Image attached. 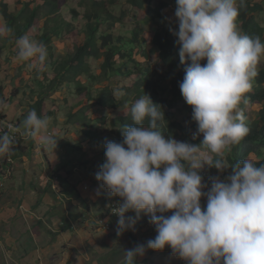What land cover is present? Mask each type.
Listing matches in <instances>:
<instances>
[{"label":"rangeland","instance_id":"1","mask_svg":"<svg viewBox=\"0 0 264 264\" xmlns=\"http://www.w3.org/2000/svg\"><path fill=\"white\" fill-rule=\"evenodd\" d=\"M81 1L59 0L62 5L60 16L64 18L63 20L73 18L72 8L79 11L77 18L73 21V29L77 33L81 31L86 21L84 4L80 5ZM119 1L126 2V0ZM161 1L166 2V0ZM161 1L149 0L150 4L146 7L144 16L133 11L123 13V22L115 26L113 34L128 31L126 36H129L130 30L139 24L142 34L151 36L154 25L146 22L145 18L149 15V6L151 4L155 6ZM195 2L204 7L209 4L207 0H190V4ZM24 3H30L32 8L38 6L41 1L0 0V34L4 35L8 32L6 21L1 15L2 8L7 7L8 13L17 14V10ZM171 4L169 1L167 7L163 9L164 14L167 15L166 25L173 24L180 36V43L186 48H191L187 43L190 37L188 24L186 22L180 27L173 20L177 11L168 9ZM44 8L45 5L41 7L40 12H44L46 10ZM257 16L264 24V10ZM228 32L229 36L225 38V45L229 42L233 28L231 27ZM39 33H35L37 36L31 44H45L44 40L38 37ZM148 36H146L143 50L148 57H143L139 50L134 49L133 58L140 67L143 68L144 65L154 70L155 80H161V83L166 82L170 86L168 76H162L165 73L158 59V48L150 44L151 37ZM216 36L220 37V34ZM14 40L13 38L11 42L14 43ZM57 40L53 37L50 41L52 56H49L48 60L52 62L62 58L67 49L72 48V44L64 38L61 41ZM20 43V40H16L14 44H10L0 37V54L3 53L4 46L8 50H15ZM100 44L98 42V49ZM218 45L221 47L220 43ZM21 50L17 56L23 61L20 57L23 48ZM215 53L218 58L222 55L220 48L215 49ZM194 56L199 58L198 69L211 71L209 57L201 53ZM222 57L225 62L218 61V66L221 69L224 68V74L232 72L234 70L231 65L232 60L226 61V57L224 55ZM12 59L13 65L12 63L8 65L10 75H7L6 70L3 71L0 84L6 82L7 85L14 87V67L16 66L14 63L18 59L15 60V56ZM261 61H264V57ZM32 62L37 65V68L32 73L25 74L27 80H30L31 75H35V78L40 77L37 70L42 66V62H36L34 59ZM89 62L92 66L91 71L100 74L101 57L91 59ZM1 66H4L3 63ZM140 72V69L134 70L133 63H128L122 67L121 71L110 75V78H103L99 82L91 81L94 88L101 91L105 89L108 95L116 99L118 102L116 108L108 107L105 104L106 101L97 103L96 101L87 102L85 99L82 104H79L86 95L83 97L76 91L73 92L69 82L61 83L51 93L42 94V99H45L44 112L52 109L56 113L54 117L47 115L30 126L26 118L34 116L35 112L30 108L25 112L26 118L23 121L21 119L18 128L19 137L23 140L22 144L26 146L25 152L16 154L13 159L11 150L0 149V264H122L126 262L133 264H264V226L262 225L264 215L261 218L249 215L250 209L256 211L258 208H264V176L248 171L234 174L227 161V156L235 150L234 139H230L235 136L232 130L235 128L233 109L230 105L226 107L225 104H219L221 102L217 100V96L229 92L234 98V92L231 88L226 87L220 90L216 86L215 90L218 93L213 96L214 98L210 97L211 95L206 97L204 95L201 98V93L197 91L200 89L198 84L196 89L187 87L184 96L173 100L169 105L172 99L167 87L163 91L157 89L160 93L158 97L164 100L163 111L172 113L173 120L188 126L190 135H187L184 130H179L171 139L167 135H161L158 142L152 143L139 136L141 147L139 150L136 144L124 142L123 137L130 132L126 126L130 123L131 113L141 115L146 111L143 107L146 102L141 103V100H137L133 94ZM237 73L238 76L235 75L237 80L247 78L248 72L238 70ZM3 76L7 77V80ZM210 82H216V78L213 76ZM234 82H236L235 77L231 84L234 85ZM16 85L19 84L16 83ZM23 85L19 86L23 90L22 103L30 105V102H33L31 96H35L30 91L37 88L39 84L25 85L24 89ZM190 96H193L195 100L199 98L207 101L209 105L205 107L210 108V114L216 112L222 116L223 123L219 125L222 131L220 143L207 133V129L212 125L204 126L205 121H198L195 117L192 122H186L189 120L187 108H193V104H196ZM18 97L19 95L16 97L10 95L9 99ZM65 97L66 106L60 104ZM126 97L127 99L122 101V98ZM241 102L244 100L239 101ZM10 103H6L1 110L9 111ZM74 106L75 109L86 107V119L80 123L66 120L68 122L66 124L64 120L66 113ZM239 108L240 120L244 127L257 119L258 103H242ZM20 113L24 112L17 109L8 116L16 120ZM245 114L250 115V118L243 117ZM81 124L84 127L91 125L88 130H94V133L89 138L81 140V143H76ZM194 124L200 128V132L193 126ZM48 131L52 132V136L50 132L47 135ZM198 138L203 141H198ZM29 140L33 142L29 143ZM53 140L57 141L54 145L50 144ZM159 146H162V150L159 151V165L163 167L166 178L156 180L152 177L146 180L137 193L135 175L138 176V173L134 171L135 165H138V170H141L139 162L145 159V154L158 149ZM104 151L114 155L105 159ZM118 151L121 153L118 154ZM262 152L263 156L258 158L264 157V149ZM124 154H132L134 157L126 160ZM251 156L258 159L255 155ZM113 161L117 163V172L108 169L111 168L110 164ZM204 174L214 176L216 193L209 190L203 179ZM62 177L69 178V181L74 184L80 183L78 191L84 201L77 197L75 200L79 206L72 205V199L75 197L70 198V193L61 191L59 181ZM193 180L192 188L190 184ZM250 187L256 188V194L253 195L255 199L251 202L248 201ZM163 189H166L167 195L169 190L174 191L177 208L182 218V229L173 227L172 237L162 240L167 247L166 250L161 249L158 243L162 234L160 221L162 211L157 204L151 206L148 211L144 210L148 206L147 201L149 199L157 201L160 197L157 192ZM135 193L138 195L136 202L132 201L135 211L128 213L122 221L113 220L111 230L101 229L99 221L109 219V215H106V204L117 194L130 203ZM147 194L150 196H146ZM86 201L89 202L87 206ZM88 206L89 211H87ZM194 214L200 217V223L195 231L192 230L194 226L191 220ZM224 217L228 220V224Z\"/></svg>","mask_w":264,"mask_h":264},{"label":"trees","instance_id":"2","mask_svg":"<svg viewBox=\"0 0 264 264\" xmlns=\"http://www.w3.org/2000/svg\"><path fill=\"white\" fill-rule=\"evenodd\" d=\"M40 1L41 3L38 6L32 8L30 3L22 4L21 8L17 10V14H13V12L8 13L7 7L1 10V15L6 21L8 31L4 35L0 34L1 39L10 44H14L16 40H20L21 43L19 47L15 48L17 52L13 49L8 50L4 46V51L0 54V66L2 63L4 65L1 66L0 80L2 79L3 71L6 70L7 75H10L8 65L13 62L12 57L15 56V60L18 59L14 63L16 65L14 67L15 86L7 85L6 82L0 84V121L6 120L19 128L21 119L23 121L26 118L25 112L29 110L28 108L33 109L35 112L34 116L26 118L30 126H33L47 115L54 117L56 115L54 110L51 109L44 112L45 99H42V94L51 93L61 83L69 82H71L73 92L76 91L77 94L83 95V97L86 95V98L84 97L79 104H82L85 99L87 102L96 101L97 103L106 101L105 104L108 107L116 108L118 103L116 99L108 95L107 90L103 89L101 91L94 88L91 81L99 82L103 78H110V75L121 71L124 65L133 63L134 70L140 69L141 71L140 76L137 78L139 81L135 83L133 94H135L137 100H141V103L146 102L147 105H142L146 110L143 114H137L136 118L134 115H131L130 123L126 126L127 129H130V132L123 137L124 142L136 144L138 149L141 150L139 136L144 137L152 143L154 141L158 142L161 135H167L171 139L177 135L179 130H184L187 135H190L188 126H183V124L173 120L174 115L172 113L163 111L164 100L158 97L160 93H158L157 89L163 91L167 87L172 99L169 103L171 105L173 100L183 97L185 89L189 85L196 86L197 84H201L200 89H197L201 93V98L204 95L205 97L211 95L210 97L214 98L213 96H216L218 93L215 90L216 86L220 90L227 87L231 88L234 92V98H232V94L229 92L217 96V100L221 102L219 104H225L226 107L230 105L233 109L235 128H232V130L235 132V136L230 139H234L235 150L227 156V161L233 169L234 174L248 171L264 176V157L258 158V156H263L262 151L264 149V61H262L263 63L261 62V59L264 57V24H262L261 18L257 16L264 10V0H261V2H256V0H207L209 4L206 7L200 6L198 2L190 4V0H166V2L160 0L161 2H158L155 6L152 4L149 6V15L145 18L146 22L154 25L151 36L150 34H148L149 36L145 35V33L143 35L141 25L139 24L130 30L131 35L129 36H126L128 31L113 34L115 26L123 22V13L133 11L144 16L146 7L150 4L149 0H126L125 3H121L119 0H82L80 5L84 4L86 21L81 31H79L81 34L75 32L73 29V21L77 18L79 12L76 8L71 9L72 19L63 20L64 18L60 16L62 5L59 3V0ZM169 1L172 4L168 9L177 11L173 20L180 27L186 22L188 24L190 37L187 43L190 44L189 47L191 48H186L180 43V36L175 31L173 24L170 26L166 25L167 15L164 14L163 9L167 7ZM43 5H45L44 9L46 10L40 12ZM142 22L144 23V21ZM231 27L233 28V32L228 44L225 45V38L229 36L228 30ZM34 30L36 32L33 33ZM38 32H40L38 37L45 42L44 45L38 43L31 44L32 40L37 36L35 33ZM103 32L105 33L104 35L102 34ZM216 34H220V37H217ZM146 36L151 37L150 44L154 48H158V59L165 73L162 76H168L170 86L166 82L161 83V80H155V71L146 68L144 65L143 68L140 67V64L133 58L134 49L139 50L143 57H148V54L143 52L145 48L144 42L147 39ZM53 37H56L57 41H61L64 38L68 43L72 44V48L67 49L66 54L54 62L48 60L49 56H52L50 41ZM13 38L15 39L14 43L13 41L11 42ZM98 42L101 43L99 49L97 48ZM218 43L221 44V47ZM21 48H23V53L20 57L23 61L17 56V53L22 51ZM218 48H220L222 55L226 57V61L232 60L231 65L234 69L232 72L229 71L227 74H224V68L221 69L218 66V61L225 62L222 55L219 58L217 57L215 49ZM40 53H42V56H40ZM200 53L210 58V72L205 69H198L199 58H195L194 55H200ZM99 57H101L102 63L99 68L100 74H96L91 71L92 66L89 61ZM33 59L36 62H42V66L37 70L40 77L35 78V75H31L30 80H27L25 74L32 73L37 68V65L32 62ZM203 65H205L204 62ZM238 70L248 72L247 78L237 80ZM213 76L216 78V82L212 83L210 80H212ZM234 77L236 78V82L233 85L231 82ZM3 78L7 80V77L3 76ZM16 83L19 85L17 86ZM32 84H39L37 88H33L30 91L35 95L31 96L33 97V102L31 101L30 105L23 104L21 99L23 90L19 86L23 85L24 89L25 85L32 86ZM10 95L12 97L19 95V97L10 100ZM122 99L124 101L127 97ZM199 100V103L194 104V106L197 105L198 107L188 108V113L190 116H195L198 121H205L204 126L216 122L207 130V133L217 143H220L222 131L219 125L223 123L222 116L216 112L210 114L209 109L204 107V101ZM240 100H244V102L239 103ZM249 100L258 103L259 110L256 113L257 119L253 120L247 127H244L242 121H239V106L242 103H248ZM9 102H11L9 111L1 110ZM66 102L65 97L60 104L66 106ZM206 105L209 104L206 103ZM17 109H20L24 113H20V116L16 120H13L8 114H12V111H16ZM86 115V107L75 109L74 106L68 109L64 120L65 122L66 120H71L72 123H80L84 122ZM188 121L192 122L190 119L186 120V122ZM193 126L197 127L200 132V128L196 124ZM79 127L76 143H81V140L89 138L94 133V130H88L91 125L90 127H84L81 124ZM50 133V136H52V132ZM197 140L201 141L202 139L198 138ZM32 142V140H29V143ZM55 142L57 141H50V144L54 145ZM22 143L23 140L19 137V130L16 138L9 140L0 125V149L11 150V156L14 159L16 154L25 152L26 146ZM77 146L80 147L81 145ZM160 150H162V146L145 154V159L139 162L141 170H138V165H135L134 171L138 173V176L135 175L137 193L140 187L146 183V180L152 177L156 180L166 178L163 167L159 165ZM117 153L120 154L121 152L118 151ZM112 155L114 154L107 153L106 151L103 152L105 159H108ZM251 155L257 156L258 159H254ZM133 157L132 154H124L126 160H131ZM5 161L7 162V160ZM8 165H10V162H8ZM110 167L108 169L117 172L116 162L113 161ZM66 176L68 177L69 175ZM67 177H62L61 181H59L61 191L70 193V198L75 197L72 199L74 201H77L75 200L77 197L84 201L78 191L80 183L74 184ZM193 179L195 178L193 177ZM190 186L194 187V180ZM165 191L166 189L157 192L160 195L157 201L148 198V206H146V209L144 208L145 211H148L151 206L157 204L162 211L160 216L162 234L158 243L159 247L163 250H166L167 247L164 246L162 240L172 237L171 229L173 227H176L178 230L182 229V218L177 208L178 203L174 191L169 190L168 195L165 194ZM249 192L248 201L251 202L252 199H255L253 195L256 194V188L250 187ZM146 196L149 197L150 194ZM234 196L237 198L236 195ZM133 197L130 202L131 204L118 196V194L113 200L109 201L106 204V215H109V219L100 220V228L111 230V226L113 227L112 223H114L113 220L122 221L128 213L135 211L132 201L136 202L138 195L135 193ZM86 202L87 206L89 202ZM121 204L126 206V212L123 216L112 212V209ZM263 209L258 208L256 211L250 209L249 215L261 218L264 215ZM149 215L154 216V214ZM193 217L191 218L193 220L192 225L194 226L192 230L195 231L196 226L200 223V217L197 214H194ZM224 219L227 220L225 217ZM226 224H228V220ZM262 225L264 226V221ZM129 263L133 264L132 262L122 264Z\"/></svg>","mask_w":264,"mask_h":264},{"label":"clouds","instance_id":"3","mask_svg":"<svg viewBox=\"0 0 264 264\" xmlns=\"http://www.w3.org/2000/svg\"><path fill=\"white\" fill-rule=\"evenodd\" d=\"M262 62V61H261ZM263 63V62H262ZM198 86V84L196 85V86H193V85H189V86H187V87H193L194 89H196V87ZM200 86H201V84H200ZM186 87V88H187ZM185 94V93H184ZM184 96V95H183ZM190 98H193V96H190ZM194 99V98H193ZM194 101H196V103H199V98L197 99V100H195L194 99ZM205 103H204V107H205V105H206V103H207V101H205V100H203ZM249 102H251L250 100H249ZM194 105V104H193ZM194 107H198L197 105H195ZM193 107V108H194ZM206 108V107H205ZM206 109H210L209 107H207ZM187 110H188V108H187ZM130 113V112H129ZM241 113H239V115H240ZM131 115H134V117L136 118L137 117V114H135V113H131ZM188 115V118L192 121L193 120V118L195 117V116H190L189 115V113L187 114ZM240 117V116H239ZM243 117H248V118H250V115H247V114H245V115H243ZM196 118V117H195ZM194 118V119H195ZM197 119V118H196ZM233 119H234V117H233ZM240 119H241V117H240ZM239 121H242V120H239ZM216 122H214V123H212V124H208V125H212L213 126V124H215ZM243 123V122H242ZM234 124V123H233ZM211 126V127H212ZM210 127V128H211ZM221 128V127H220ZM208 130V129H207ZM48 134V133H47ZM208 176H210L209 174H204L203 175V179H204V181H205V183H206V185L208 186V188H209V190L210 191H212V192H214V193H216L217 192V189H216V182H215V179H214V176H212V183L208 180ZM211 186H213V187H211ZM193 188V187H192Z\"/></svg>","mask_w":264,"mask_h":264},{"label":"built area","instance_id":"4","mask_svg":"<svg viewBox=\"0 0 264 264\" xmlns=\"http://www.w3.org/2000/svg\"><path fill=\"white\" fill-rule=\"evenodd\" d=\"M1 128L4 129L5 134H7L9 140H14L18 134V128L15 127V124L8 122L6 120L0 121ZM209 181L212 183V176H208ZM119 210L126 211V208L123 204L119 205Z\"/></svg>","mask_w":264,"mask_h":264},{"label":"bare ground","instance_id":"5","mask_svg":"<svg viewBox=\"0 0 264 264\" xmlns=\"http://www.w3.org/2000/svg\"><path fill=\"white\" fill-rule=\"evenodd\" d=\"M213 174V173H212ZM209 180V179H208ZM211 187H213V186H211ZM126 208V207H125ZM113 211V213H116V214H118V215H120V216H123L124 215V213L126 212V211H121V210H119V207H116V208H114V209H112Z\"/></svg>","mask_w":264,"mask_h":264},{"label":"crops","instance_id":"6","mask_svg":"<svg viewBox=\"0 0 264 264\" xmlns=\"http://www.w3.org/2000/svg\"><path fill=\"white\" fill-rule=\"evenodd\" d=\"M92 201H95V200H92ZM72 203H73L72 205L74 206H79L78 205L79 203L77 201L72 200ZM87 209H88L87 211H89V206L87 207Z\"/></svg>","mask_w":264,"mask_h":264}]
</instances>
